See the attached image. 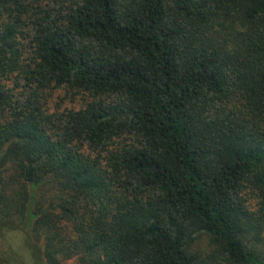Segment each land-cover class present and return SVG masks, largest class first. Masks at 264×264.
Listing matches in <instances>:
<instances>
[{
    "label": "trees",
    "instance_id": "16d2710c",
    "mask_svg": "<svg viewBox=\"0 0 264 264\" xmlns=\"http://www.w3.org/2000/svg\"><path fill=\"white\" fill-rule=\"evenodd\" d=\"M3 226L35 264H264V0H0Z\"/></svg>",
    "mask_w": 264,
    "mask_h": 264
},
{
    "label": "rangeland",
    "instance_id": "374dc122",
    "mask_svg": "<svg viewBox=\"0 0 264 264\" xmlns=\"http://www.w3.org/2000/svg\"><path fill=\"white\" fill-rule=\"evenodd\" d=\"M55 103H60L62 108L69 105V100L65 98L63 91H59L53 95L50 105L54 107ZM74 106L77 107L78 103L74 104ZM195 247L202 252L208 251L207 239L203 237L196 243ZM0 249L11 259L12 264H35L32 248L29 246L24 234L20 231L8 230L5 226L1 227Z\"/></svg>",
    "mask_w": 264,
    "mask_h": 264
}]
</instances>
